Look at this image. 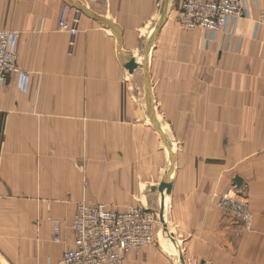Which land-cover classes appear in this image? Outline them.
I'll return each mask as SVG.
<instances>
[{
  "label": "crops",
  "instance_id": "1",
  "mask_svg": "<svg viewBox=\"0 0 264 264\" xmlns=\"http://www.w3.org/2000/svg\"><path fill=\"white\" fill-rule=\"evenodd\" d=\"M102 1L0 0V30L19 35L18 65L34 75L33 79L40 76L41 82L36 104L33 88L22 90L16 76L7 85L0 83V213L7 209L5 206L16 211L22 207L16 199L12 201L15 204L4 206V195L10 191L13 195L33 196L52 193L48 182L51 178H59L60 192L69 193L66 181L72 175L68 170L61 171L60 166L64 161L67 165L68 147L78 144L81 132L91 130L95 134V130L104 128V124H95V119L83 122L79 117L85 115L128 116L106 124L109 148L117 141L133 140L128 134L133 131L144 134L152 146H157L155 164L148 158L141 160L142 186H137L125 164L115 169L111 166V162L125 161V156L119 154L114 158L109 154L102 169L108 172L105 178L109 176L111 180L107 189L104 187L101 193L100 183H95L97 194L103 196L135 192L149 200L143 185L155 193L153 187L163 181L168 158L165 170L163 154L160 155L163 140L151 127L140 123L138 114L144 117L148 113L133 102L136 85L145 71L144 81L149 79L152 86L154 116L156 121L163 117L161 129L176 155L172 193L159 194L156 200L169 197L173 215L211 210V205L198 206L194 202L205 190L197 185L195 176L201 175L203 181L206 172L215 170L219 177L222 171L227 177L228 157H220L219 167L203 164L192 171L179 168L174 138L187 123V146L231 148L234 169L230 173L247 185L254 218L251 234L236 239L221 236L219 240L225 247L210 256L204 252L200 258L205 264H264V24L260 23L264 0L251 3V17L240 21L230 50L222 36L204 48L203 31L176 26L171 21L177 7L175 0ZM63 6L70 8L71 15L75 9L82 12L75 37L59 29ZM130 59L137 65L142 59L145 70L140 66L131 73L125 68ZM132 136L136 137L134 133ZM25 144L27 152L21 149ZM52 147L56 149L54 171L50 166ZM245 148H251L247 156ZM192 159L196 162L202 158L191 156ZM100 168L95 161V179ZM149 169L151 172L145 174ZM113 172H124L119 177L124 182L112 179ZM37 179L41 180L38 187ZM20 181L29 183L28 187H22ZM3 220L0 217V228L8 225V220ZM66 238L63 246L49 251L50 256L46 248H41L40 256L48 257L44 264H57L62 253L72 248V237ZM230 243L235 244V249L228 246ZM145 258L154 260L147 264H174L169 255L158 251L150 256L146 253ZM125 264L137 262L130 259Z\"/></svg>",
  "mask_w": 264,
  "mask_h": 264
},
{
  "label": "rangeland",
  "instance_id": "2",
  "mask_svg": "<svg viewBox=\"0 0 264 264\" xmlns=\"http://www.w3.org/2000/svg\"><path fill=\"white\" fill-rule=\"evenodd\" d=\"M174 17L171 21L176 26H179L174 21ZM179 27L182 28L181 26ZM140 63L141 65L139 64L138 67L141 66V69L145 70L143 65L144 61L142 59ZM19 71L26 76L27 82L22 88L21 81L18 80V86L25 92L29 87H32L35 103L41 86L40 76L33 79L34 75L24 72L20 67ZM141 76L142 79L140 83L137 85L135 84L137 88H135L133 102H137L139 110L142 107L148 114L143 117L142 115L140 116L141 113H139L138 115L140 117L138 116V118L140 123L151 127L156 137L159 140H162L161 134L164 133L161 129L163 117L159 116V119L157 118L159 121H156L154 116L155 107L153 106L152 86L149 79L148 81H144L145 71H142ZM8 83L9 82L5 85ZM127 117L128 116L125 115H85L79 117L86 123H91L93 119H95V124H104V128H100L98 131L95 130V134L91 130L81 132V134L77 136V139H79L78 144L76 146L68 147L69 156L67 158V165L64 164V161L60 166L62 167L61 171L68 170L72 175V178H70L71 180L66 181L68 182L67 190L69 193H61L59 186L60 179L51 178L48 182L50 181L52 193L44 195L37 194L36 196H33L24 193L13 195L10 191L9 194L4 195V206L15 204L12 201L16 199L22 207H20V210L16 211L15 208L10 207L12 209H8V206H5L7 209L0 213V217H4L3 221L8 220V225L0 228V264H44V260H47V256H50L49 251L57 246H63L67 242V236H71L72 240H74L73 218L78 205L81 203L103 204L111 210L120 212L134 208H145L157 216L153 226L154 242L128 254L125 257L123 264L130 259L133 260V262H137V264H147L149 261L154 260L150 258L143 259L146 256V253L150 256V254L155 251L169 255L174 264H205V260L200 258V256H203L204 252L210 256L225 247V244H221L219 240L221 236L227 235L236 239L251 234L254 218L251 211L248 187L241 178L236 177L234 174L231 175L230 173V170L232 171V169H234V164L230 163L232 153L231 148L187 146V140L185 137L188 133L187 123L181 126L182 130L176 132V135L179 136L175 138L171 131L168 130L171 137L175 140L174 149L179 155V168L182 167L183 170L186 169L192 171L194 166H200L203 164L217 165L219 167L221 166V156L222 158L228 157L229 159L227 177L224 178V171L221 172L222 177H219V172H215V170L206 172L203 181L200 180L201 175L197 174L195 176L198 180L197 185L204 187L205 190L203 191L204 194L198 196L194 202L198 206L201 203L211 205V210H197L196 212L182 211L176 212L175 215H173V212L168 205L169 199L167 201L165 197L162 196L161 201H157L156 198L159 197V194L161 193L159 191L153 193L150 189L146 188L145 185H143L144 192L150 194L149 200H143V196L140 197L137 194H134L135 192L118 196H103L97 194L99 193L97 191L98 185H96L95 188V183H100L99 189L101 192V190H105V188L107 189V185L111 182L110 178H108L109 176L105 178L104 175L108 172H105L104 170L102 171L107 163V156L109 154L112 155V158H114L116 154L125 156V161L121 163L111 162V166L115 169L125 164L127 169H131L133 180L137 181L138 187L142 186L141 181H143L139 178L142 173L139 169L141 160L148 158L151 163H156L157 146H155V144L152 146L151 139L144 134L141 135L138 131L128 132L133 140H120L117 141L115 145L113 144V147H107L105 137L109 132L105 130L106 124L111 120L118 121L119 119L123 120ZM165 126L169 128V126ZM1 133L2 131H0V148L2 144ZM120 133H122V131L118 132V134ZM133 133L136 137L132 136ZM102 139H104V141H102ZM53 143H55V140H53ZM161 147L160 155L163 154L164 167L166 170L167 166H165V158H168L167 150L165 145H162ZM21 149L24 152L29 150L27 144L21 147ZM55 150L56 149L53 147L50 150V166H52V170L54 169L56 162ZM250 150L251 148H245V156L249 154ZM191 156H197V159H202L201 161H199V159L196 160V162H193ZM60 159L61 157L59 160ZM78 161L81 162L80 165H78ZM95 161L96 165H100L101 167L100 172H103L97 173L98 177L96 179ZM149 171L150 169L144 173L147 174ZM123 173L124 172H113L112 179L124 182L123 179L119 178H122L124 175ZM40 181L41 180L38 179L36 180L37 187L40 184ZM28 184L29 183L25 181H20L22 187H28ZM4 186L7 187L8 185L4 183ZM101 197H104L105 201H100ZM57 222H59L61 226L60 243H57L55 240V224ZM65 232L68 234L66 235ZM194 237L195 240H193ZM229 245L235 249L234 243H230L228 246ZM41 248H46L47 254L49 255L44 258L43 256L41 257ZM188 256H191L192 258L189 259Z\"/></svg>",
  "mask_w": 264,
  "mask_h": 264
},
{
  "label": "built area",
  "instance_id": "3",
  "mask_svg": "<svg viewBox=\"0 0 264 264\" xmlns=\"http://www.w3.org/2000/svg\"><path fill=\"white\" fill-rule=\"evenodd\" d=\"M175 1L174 21L179 26L203 31L204 48L222 36L228 50L237 37L240 21L251 17V3H256V0ZM73 13L70 14L68 6H63L58 25L60 30L76 36L82 13L80 10ZM260 23L264 24V14ZM18 40L16 32L0 30V83L5 85L16 76L23 88L27 81L18 67ZM241 42L239 39V46ZM156 217L145 208L120 212L103 204L81 203L73 218L72 248L63 253L57 264H123L128 254L154 242ZM55 240L61 242L59 222L55 224Z\"/></svg>",
  "mask_w": 264,
  "mask_h": 264
},
{
  "label": "water",
  "instance_id": "4",
  "mask_svg": "<svg viewBox=\"0 0 264 264\" xmlns=\"http://www.w3.org/2000/svg\"><path fill=\"white\" fill-rule=\"evenodd\" d=\"M125 68L133 73L138 68V65L136 64L134 59H130L129 62L125 64ZM161 137L168 154V169L161 184L158 187H153V191H159L161 194L166 193L167 195H171L175 178L176 155L173 152L172 143L167 135L165 133H162Z\"/></svg>",
  "mask_w": 264,
  "mask_h": 264
},
{
  "label": "bare ground",
  "instance_id": "5",
  "mask_svg": "<svg viewBox=\"0 0 264 264\" xmlns=\"http://www.w3.org/2000/svg\"><path fill=\"white\" fill-rule=\"evenodd\" d=\"M165 199L168 201L169 197H167L166 195H164Z\"/></svg>",
  "mask_w": 264,
  "mask_h": 264
}]
</instances>
